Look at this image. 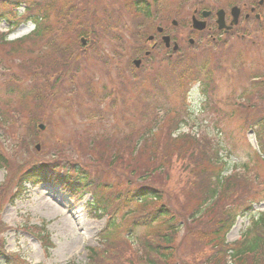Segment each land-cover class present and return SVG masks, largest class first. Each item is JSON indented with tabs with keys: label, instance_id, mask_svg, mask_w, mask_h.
Instances as JSON below:
<instances>
[{
	"label": "rangeland",
	"instance_id": "1",
	"mask_svg": "<svg viewBox=\"0 0 264 264\" xmlns=\"http://www.w3.org/2000/svg\"><path fill=\"white\" fill-rule=\"evenodd\" d=\"M150 1L152 16L146 19L134 4ZM202 5L227 9L232 4L0 0V16H16L19 23L11 29L0 20V152L5 161L0 166V258L6 252L19 264H85V250L104 245L107 254L116 252L107 255L108 264H142L140 244L159 240L162 230L142 226L129 237L126 228L133 218L125 214L164 204L180 223L173 238L175 257L165 264H235L220 247L239 242L249 215L264 211V34L255 32L264 29V18L260 25L251 20L234 35L220 37L214 48H189L183 60L172 61L170 71L163 68L158 77L164 85L168 77L189 79L184 95L150 84L143 90L137 83L142 70L131 64L157 27L180 40L191 27L192 10ZM37 16L42 37L4 44L30 34L34 25L24 22ZM81 34L87 39L83 47ZM200 35L193 38L195 45L208 34ZM131 71L136 79L128 75ZM112 90L114 97L108 93ZM182 125L184 134L177 137L174 131ZM32 165H52L60 174L76 165L82 170L78 178L96 190L75 199L49 178L31 182ZM140 184L158 189L162 202L144 207L116 199ZM92 201L98 202L99 219L93 218ZM198 209L203 212L194 218ZM222 213L240 216L228 233L216 237ZM109 215L115 228L104 234ZM47 236L53 246L48 253ZM0 264L5 262L0 259Z\"/></svg>",
	"mask_w": 264,
	"mask_h": 264
},
{
	"label": "trees",
	"instance_id": "2",
	"mask_svg": "<svg viewBox=\"0 0 264 264\" xmlns=\"http://www.w3.org/2000/svg\"><path fill=\"white\" fill-rule=\"evenodd\" d=\"M8 6H12L11 2L7 3ZM7 21L10 25L11 22L14 25L18 24L16 21V16L13 18L9 16H0V20ZM31 20L36 24V29L33 34L28 36L27 38L30 41L37 38V36H42V31L38 29L40 25L41 19L39 16L31 18ZM25 39L16 40V42H24ZM16 42H4L5 45L12 47L16 45ZM19 52V51H18ZM4 159L0 152V166L4 163ZM54 166L52 165H43L37 166L32 165L29 169L30 175H35L29 179V181H33L39 178H49L52 183L57 182L61 189L64 191H69L70 195L75 199H79L84 192L87 190L93 193L96 189L90 183H86V178H78V174L82 173L81 168L72 166L74 171H65L60 174V172L53 171ZM58 169V167L56 168ZM59 171V170H58ZM48 172V174H46ZM44 174L43 176H41ZM229 179V178H228ZM140 184L138 187L130 189L124 196H119L118 201L123 205L137 204L148 206L149 203L152 202H162V195L158 189L154 186H150L148 184ZM211 199H215L216 194L214 189H210ZM91 207L96 210V206L98 202L89 203ZM105 210V209H104ZM246 210V209H245ZM252 210V207H248L246 210L249 213ZM106 211V210H105ZM203 212L202 209L195 210L193 217L200 215ZM135 211H130L126 213V216H132L133 221L129 226V232H134L137 228L142 226H146L152 228L153 226H159L162 230V235L157 239H146V242L140 244L142 247V251H144V257L141 261L142 264H165L170 263L176 254V245L174 236L180 229V223L177 220V217L172 213L169 207L164 204H160L159 206H154L153 209L149 212H144V208L141 210V213L135 215ZM222 216L216 223V228L213 232V235L218 237L220 234H225L232 227V224L237 217V215L231 214H221ZM135 216V217H134ZM95 218H97L95 213ZM111 218V217H110ZM139 221L137 222L136 219ZM249 228L242 235V239L237 243H229L223 244L220 248L221 252H223V256L226 258H231L235 264H252L257 262L256 264H264V213H259L258 217H255L251 214ZM113 227V224L110 223L103 230V232H108L110 228ZM133 232V233H134ZM130 236H132L130 234ZM40 238V237H39ZM41 239V238H40ZM42 240V239H41ZM46 240L49 241V248H52V244L50 243L49 236L46 237ZM49 248L45 247V252L47 253ZM104 245L101 248H89L86 250L87 253V262L86 264H108L110 258L107 255L116 254V252L111 251V253L105 252ZM5 264H19L17 262V256H13L10 253L4 252L1 255V258ZM74 264V263H71Z\"/></svg>",
	"mask_w": 264,
	"mask_h": 264
},
{
	"label": "flooded vegetation",
	"instance_id": "3",
	"mask_svg": "<svg viewBox=\"0 0 264 264\" xmlns=\"http://www.w3.org/2000/svg\"><path fill=\"white\" fill-rule=\"evenodd\" d=\"M263 5H264V1L261 4L260 3L256 4L254 1H250V2L246 1V0L242 1L239 5H236V6H238L240 8L239 9L240 11L243 10L244 12L245 11L249 12V14L245 13L244 15H242V11H241L238 21L241 22V24L244 21H249L250 15L251 14H259L261 11L260 9L263 8ZM233 6H235V5H233ZM192 13H193L192 15L204 14L203 11L198 12V10H194ZM209 13H212V11L211 12L209 11ZM215 13H217V12H215ZM241 17L243 20H241Z\"/></svg>",
	"mask_w": 264,
	"mask_h": 264
},
{
	"label": "water",
	"instance_id": "4",
	"mask_svg": "<svg viewBox=\"0 0 264 264\" xmlns=\"http://www.w3.org/2000/svg\"><path fill=\"white\" fill-rule=\"evenodd\" d=\"M232 15L234 16V21H233V24H234V22L236 23V18H237V15L235 14V11H233L232 12ZM217 17H218V21H217V23H218V25H219V28H222L223 27V23H222V21H223V17H224V12H219L218 14H217ZM193 24H194V28L195 29H199V30H202L203 29V27H204V24L203 23H198L197 24V22H193ZM164 41H165V43H166V45H168V41H169V38L168 37H166L165 39H164ZM177 49V47H175L174 48V50H176ZM135 65L137 66L138 65V62H135ZM39 128L40 129H44V127L41 125V126H39Z\"/></svg>",
	"mask_w": 264,
	"mask_h": 264
}]
</instances>
